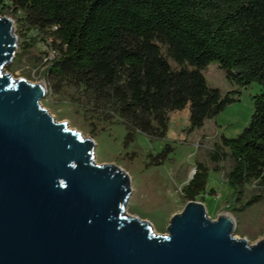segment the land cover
I'll use <instances>...</instances> for the list:
<instances>
[{
    "label": "trees",
    "instance_id": "16d2710c",
    "mask_svg": "<svg viewBox=\"0 0 264 264\" xmlns=\"http://www.w3.org/2000/svg\"><path fill=\"white\" fill-rule=\"evenodd\" d=\"M0 7L54 49L45 69L54 91L69 90L91 125L123 124L130 141L135 132L163 138L169 112L188 107L193 131L233 103L239 90L222 95L207 85L202 72L211 62L239 89L256 83L249 123L221 136L209 157L231 161L229 210L264 203V0H0ZM207 172L196 164L181 189L185 200L206 192ZM253 182L258 193L243 200Z\"/></svg>",
    "mask_w": 264,
    "mask_h": 264
},
{
    "label": "water",
    "instance_id": "95a60500",
    "mask_svg": "<svg viewBox=\"0 0 264 264\" xmlns=\"http://www.w3.org/2000/svg\"><path fill=\"white\" fill-rule=\"evenodd\" d=\"M15 50L0 17V264H264V239H237L232 218L200 202L163 235L128 216V174L94 162L93 140L41 106V84L4 71Z\"/></svg>",
    "mask_w": 264,
    "mask_h": 264
},
{
    "label": "rangeland",
    "instance_id": "374dc122",
    "mask_svg": "<svg viewBox=\"0 0 264 264\" xmlns=\"http://www.w3.org/2000/svg\"><path fill=\"white\" fill-rule=\"evenodd\" d=\"M0 17L13 22L16 50L4 71L13 79H24L32 84H41L45 95L41 106L56 122H65L69 129L78 131L83 138L94 142V162L98 165H112L125 171L130 179V196L125 213L149 223L156 234H166L171 217L179 214L187 200L181 189L188 184L200 163L208 170L206 192L195 201L203 204L207 216L215 220L221 214H228L233 222V235L245 239L249 245L264 239V203H258L243 212L228 209L230 189L225 175L231 161L225 158L218 163L210 160L214 147L220 144V137L233 138L249 123L253 113L251 97L259 93L256 83L244 89L231 85L215 62L204 70L203 76L209 87L219 89L222 95L239 90L236 100L227 105L215 118L206 120L199 129L189 131V108L168 113V126L163 138H152L135 132L133 139H126L123 124L91 125L82 112L71 102L72 94L63 89L55 92L45 76V49L37 42L38 36L27 30L20 22V15H10L0 7ZM49 47V45H47ZM161 51L166 55L165 48ZM173 69L178 66L168 58ZM94 124V123H93ZM227 153V149H223ZM256 182L245 186L244 199L258 193Z\"/></svg>",
    "mask_w": 264,
    "mask_h": 264
},
{
    "label": "built area",
    "instance_id": "2783aa9c",
    "mask_svg": "<svg viewBox=\"0 0 264 264\" xmlns=\"http://www.w3.org/2000/svg\"><path fill=\"white\" fill-rule=\"evenodd\" d=\"M35 35L38 36V40L40 39V34H37V32H35ZM37 44L40 46V44L42 45L41 48L45 49V51H43L45 53V57H44V62L47 65H49V63L55 58L56 53L54 51V49H52L50 46L48 47L47 44H45L43 41L41 43L37 42Z\"/></svg>",
    "mask_w": 264,
    "mask_h": 264
},
{
    "label": "bare ground",
    "instance_id": "6f19581e",
    "mask_svg": "<svg viewBox=\"0 0 264 264\" xmlns=\"http://www.w3.org/2000/svg\"><path fill=\"white\" fill-rule=\"evenodd\" d=\"M223 215H228V214H225V213H224ZM228 216H229V215H228Z\"/></svg>",
    "mask_w": 264,
    "mask_h": 264
}]
</instances>
